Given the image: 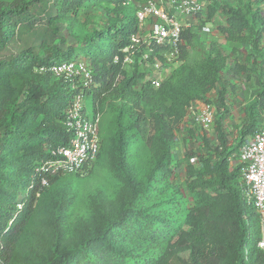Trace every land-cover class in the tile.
Returning <instances> with one entry per match:
<instances>
[{
	"label": "trees",
	"instance_id": "16d2710c",
	"mask_svg": "<svg viewBox=\"0 0 264 264\" xmlns=\"http://www.w3.org/2000/svg\"><path fill=\"white\" fill-rule=\"evenodd\" d=\"M138 1L0 0V199L6 196L10 182L15 191H26L23 199L13 203L12 211L0 205L3 257L14 251L34 220L44 216L49 219L54 243L41 264H258L246 262L258 251L245 218L253 208L242 194L240 167L231 169L230 160L263 125L264 69L255 79L253 101L246 108L237 145L229 144L224 127L228 112L224 86L219 94L224 111L215 122L217 142L203 138L208 152L199 156L201 168L194 167L189 157L184 163H174L173 125L185 118L193 103L208 101L227 59L216 42L203 59L192 61L182 48L185 65L157 89L142 81L140 71H123V51L130 37L139 32L135 16ZM249 1L246 8H239L227 0H213L206 16L213 20L221 11L227 17L221 29L227 41L251 42L259 52L264 36L260 4L264 0ZM94 8L113 14L111 24L77 37L76 46L62 52L59 44L66 41L59 37V24L69 26ZM199 31L183 33L187 44H193ZM69 60L89 64L97 83L86 99L93 112L99 111V106L102 111L111 99L121 105L115 108V135L107 154L101 148L97 158L118 181L119 195L100 199L99 216L84 225L73 243L65 239L69 226L64 219L72 199L53 192L65 176H48V186L41 189L42 176L37 173L50 149L69 143L64 121L72 97L70 85L47 71ZM236 71L230 72L236 75ZM143 150H149L150 166L139 163ZM182 166L187 174L185 188L194 195L191 205L184 202L182 187L173 179ZM93 170L88 169L86 175ZM19 204L23 209L14 215ZM262 259L260 264H264Z\"/></svg>",
	"mask_w": 264,
	"mask_h": 264
},
{
	"label": "rangeland",
	"instance_id": "374dc122",
	"mask_svg": "<svg viewBox=\"0 0 264 264\" xmlns=\"http://www.w3.org/2000/svg\"><path fill=\"white\" fill-rule=\"evenodd\" d=\"M227 1L239 8H246V6L250 4L249 0ZM257 1L259 2V0H256V2ZM113 17V14H107V12L102 8H94L85 11L80 16L78 21H73V23L69 25L71 27L70 29L69 26L64 25V23L59 24V37H63L66 41L65 43L59 44V47L62 48V52L65 53L70 46H76L77 37L84 38L87 34L92 33L93 31H100L106 25L111 24L110 22ZM226 18L227 17H225V15L220 11L216 14L213 20L206 19L203 21L199 35L195 38L193 44H186L183 48L185 49V53L190 57L189 59L192 61L197 57L203 59L208 54L210 45L213 42H216L227 59V65L223 73L220 75V81L216 88L213 89L209 95H207V100H219L220 91L225 86L226 94H230L231 92L235 93L234 91L238 88L244 92L243 97H245V100H241L240 105H242L247 101L249 92L247 90L248 88L252 93H255V79L262 73V69H264V42L262 39L258 52L254 50L251 42L245 41L236 44L227 41L224 34L221 33L222 27H225ZM244 35L247 37L248 34ZM185 63L186 60L182 59L181 50L180 62L174 66L168 78H174ZM233 69L237 70L236 75H234L233 72H230ZM240 85H244L246 88L244 89L243 87H240ZM21 97L22 96H20L19 101H21ZM108 102L109 100L106 103ZM106 103L102 111L99 106V112L102 115L100 129L102 137L101 141L102 149L105 152V155L107 154L112 138L115 135L114 120L118 115V110L115 108H120L121 106L119 100L111 99L109 102L111 104ZM85 108L87 115L91 117L93 115V106L90 100L86 101ZM141 111H143V109ZM146 117H149L148 113H146ZM186 117L187 113L181 122L177 125H173L175 141L172 149V159L174 163H184V159L189 157V162L197 169H200L201 166L199 163V156L208 152V149L205 148L206 144L203 141V138H207L209 143H216L217 134L213 135L215 126L210 131L200 130L196 127H191L189 120L188 122H185ZM236 127H238V124L231 122L229 128L232 131L227 133L229 144L234 146H236V143L239 141V130L236 129ZM151 128L152 127L149 128V135L153 134ZM143 151H145L143 152L144 154L141 153L138 158L139 163L143 166H150V161L147 159V156L150 155L148 152L149 150ZM234 164L236 165V160L234 161ZM235 165L231 167V169H234ZM92 168L94 170L89 175H86L85 173L84 175L86 176H65L60 178L57 189L53 191L62 198L72 199L70 201V212L68 211L67 217H64L69 226L65 239L70 243L77 240L80 232L84 228V225L93 222L94 219L99 216L98 202L104 195L109 196L111 199H115L119 195V189L117 186L119 185L118 181L109 170V167L102 163V161L100 162V158L96 161ZM10 179L13 180L14 176L11 175ZM173 179L177 185L182 187L184 202L191 205L194 202V195L189 193L185 188L187 174L184 166L177 169ZM10 184L12 183L10 182ZM10 184L7 185V192L5 193L7 197L3 196V198L0 199V205L4 207L3 210L7 211H12L14 207L13 203L26 196V191H15ZM7 199L10 201L8 202ZM6 203L9 204L6 205ZM20 206L21 209L19 208ZM22 209L23 204H19L16 207L14 215ZM50 211L53 212L51 208ZM51 215L52 214L48 216L50 217ZM245 218L246 221H248L250 230L249 235L252 238L251 240L257 239L256 248L258 250L255 257H247L246 262L251 260L252 262L257 261V263L260 264L263 260L262 258H264V249H261L258 243L263 239V225L260 223L259 217L256 216L253 209L250 210L249 215H245ZM47 221L44 216L37 217L32 223V226L21 235L14 251L3 257V264H41L54 243L49 219ZM8 226H10V224ZM248 250L249 247L245 249L246 255L249 253Z\"/></svg>",
	"mask_w": 264,
	"mask_h": 264
},
{
	"label": "built area",
	"instance_id": "2783aa9c",
	"mask_svg": "<svg viewBox=\"0 0 264 264\" xmlns=\"http://www.w3.org/2000/svg\"><path fill=\"white\" fill-rule=\"evenodd\" d=\"M213 0H139L135 16L139 32L132 35L121 60L123 71H140L142 81L160 88L172 69L180 62L181 50L187 44L186 30L198 32L207 19V9ZM264 17V3L260 4ZM264 42V36H263ZM118 58H116V62ZM55 78L70 85L72 93L64 127L69 134L66 146L52 148L48 158L37 169L42 176L40 188L48 186L47 177L84 174L96 162L101 148V113H86L88 92L97 87L89 64L85 60L64 61L47 69ZM224 111L217 100L197 101L187 111L185 122L200 130H211L216 118ZM263 125L247 138L230 162L241 170L245 201L252 206L263 225V239L258 243L264 249V109ZM33 188V186H31ZM39 197V194H37ZM21 209V206L19 207ZM0 264H3V243L0 242Z\"/></svg>",
	"mask_w": 264,
	"mask_h": 264
},
{
	"label": "crops",
	"instance_id": "0c3cea01",
	"mask_svg": "<svg viewBox=\"0 0 264 264\" xmlns=\"http://www.w3.org/2000/svg\"><path fill=\"white\" fill-rule=\"evenodd\" d=\"M240 87H243L244 89L246 88V86L244 85H240ZM247 90L249 91L248 98L247 101L244 102L242 105H240L241 100H245V97H243L244 92L241 91L239 88L234 91L235 93L231 92L230 94L225 95V108L228 112L224 121V127L227 133L232 131L229 128L231 122H233L234 124H238V127H236V129L240 130L246 119V108L253 101L251 90H249V88ZM214 100H217V102L220 103L218 99ZM215 134L216 132L214 131L213 135Z\"/></svg>",
	"mask_w": 264,
	"mask_h": 264
}]
</instances>
